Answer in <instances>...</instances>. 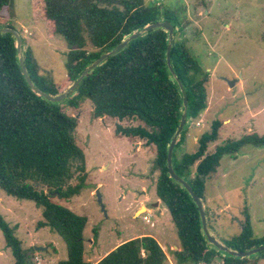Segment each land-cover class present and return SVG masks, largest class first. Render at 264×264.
Instances as JSON below:
<instances>
[{"label":"trees","instance_id":"1","mask_svg":"<svg viewBox=\"0 0 264 264\" xmlns=\"http://www.w3.org/2000/svg\"><path fill=\"white\" fill-rule=\"evenodd\" d=\"M42 23L46 29L61 35L67 46L66 77L54 82L40 74L29 47L22 43L23 58L34 84L41 90L58 94L65 90L101 53L112 49L132 32L160 20L175 27L170 56L172 66L182 81L188 98L187 121L207 108L205 84L209 73L202 70L184 36L186 20L169 16L161 5L144 0H41ZM3 11L9 21L1 20ZM13 0H0V27H13ZM4 22V23H2ZM89 42L94 50H87ZM168 34L157 28L133 39L119 53L108 57L91 70L72 93L60 103H51L36 94L21 72L15 39L0 34V189L5 194L34 202L41 208L37 228L49 227L65 242L67 257L59 264H91L84 259L83 231L87 218L52 200L65 202L85 185V155L78 146L74 131L78 120L65 111L77 108L86 99L91 102L94 118L111 117L139 120L141 124H117L116 134L142 140L155 150L154 168L157 198L169 211L176 228L180 249L173 252L177 264H199L222 261V264H253L264 257L237 258L211 246L202 231L199 211L188 192L167 173L166 153L182 112L181 92L171 77L165 50ZM188 123L180 133L173 150V167L185 178L195 193L205 199V180L217 170L224 155L232 158L246 145L264 146V134H244L228 140L207 153V145L218 139L221 121L212 123L210 132L197 140L194 152L179 154ZM46 187V189H43ZM207 222L210 217L204 206ZM240 231L228 240V247L244 251L264 244L256 237L248 213ZM0 230L14 264H29L35 247L27 249L0 213ZM95 236L97 230L94 229ZM166 254L150 235L131 238L117 245L96 264H166Z\"/></svg>","mask_w":264,"mask_h":264},{"label":"rangeland","instance_id":"2","mask_svg":"<svg viewBox=\"0 0 264 264\" xmlns=\"http://www.w3.org/2000/svg\"><path fill=\"white\" fill-rule=\"evenodd\" d=\"M144 1L161 5L173 19L186 20L187 44L202 70L209 73L205 84L207 108L189 120L185 134L188 140L184 138L179 154L194 152L200 135L210 132L216 120L221 121L222 126L218 139L207 145V153L244 134L263 135L264 0ZM13 2L15 18L12 24L24 38L25 47L30 48L39 73L54 82L63 81L68 46L61 35L46 29L42 23L41 0ZM1 20L9 21L6 11L1 14ZM86 48L94 50L89 42ZM233 79L237 82L231 87L227 81ZM65 111L78 120L74 137L85 155L87 179L70 201L57 197L52 200L87 218L83 231L84 259L96 262L119 241L150 235L177 264L173 252L181 247L176 228L169 211L155 193L158 175L154 168L155 150L142 140L115 132L117 124L129 126L141 122L120 121L108 116L94 118L91 102L87 99L77 108L66 107ZM236 154L234 160L224 155L215 173L205 180L208 228L218 240H228L240 231L245 211L254 236H264V146L246 145ZM141 204L151 211L153 227L142 219L145 208L134 215ZM0 213L15 228L23 248L45 247V250L34 251L29 264H59L66 259L62 238L49 227L37 228L42 216L41 208L34 202L17 199L0 189ZM0 264H14L1 230ZM253 264H264V257Z\"/></svg>","mask_w":264,"mask_h":264},{"label":"water","instance_id":"3","mask_svg":"<svg viewBox=\"0 0 264 264\" xmlns=\"http://www.w3.org/2000/svg\"><path fill=\"white\" fill-rule=\"evenodd\" d=\"M157 28H162L168 34V43H167L166 50H165V63H166V66H167L169 73L171 74V77L173 78V80L177 84V86L181 92V97H182V112L180 115V120H179L177 128H176V130H175V132H174V134H173V136L169 142V145L167 148V153H166V167H167L168 176L173 181H175L176 183L181 185V187H183L188 192V194L191 196V198L193 199V201H194V203H195V205L199 211L201 228H202L203 234H204L207 242L211 246H213L215 249H217L220 252L226 253L228 255H231V256L237 257V258H249L251 256L257 255V254L264 251V244L258 245L256 247H253V248H250V249H247L244 251H237V250H234V249L228 247L227 245L221 243L216 238V236L210 232V230L208 228L206 212L204 209V204H203L202 199L195 193L191 184L185 178H183L182 176L177 174L174 167H173L172 158H173V150L175 147V143L178 140V137H179L180 133L182 132L183 128L188 123V121H187L188 98H187V94H186V90L184 88V85H183L182 81L180 80V78L178 77V75L176 74V72L172 66V63H171L170 52H171L172 45L174 43L175 27L172 25V23L169 20L154 21V22H151V23L145 25L144 27L132 32L127 37H125L123 40H121L118 44H116L112 49L101 53L96 59H94L91 63H89L85 67V69L80 73V75L65 90H63L62 92H60L58 94L47 93V92L41 90L40 88H38L34 84L33 80L30 77V74L26 68V65L24 63L23 49H22L23 39H22V35L20 34V32L13 27L1 26L0 27V34L9 33L15 39V46H16V51H17L18 63H19L21 72L24 76V79L27 82V84L31 87V89L36 94H38L39 96H41L43 99H45L48 102L60 103L63 100H65L70 93H72L74 91V89L81 82V80L91 70H93L95 67H97L99 64H101L108 57H111V56L119 53L120 51H122L129 44V42L131 40L136 39V38L146 34L147 32L154 30V29H157ZM227 82H228L229 86L232 87L237 82V79L228 80ZM96 194L98 197V201L101 202V196L99 195L98 192ZM35 250H45V247L35 246Z\"/></svg>","mask_w":264,"mask_h":264},{"label":"built area","instance_id":"4","mask_svg":"<svg viewBox=\"0 0 264 264\" xmlns=\"http://www.w3.org/2000/svg\"><path fill=\"white\" fill-rule=\"evenodd\" d=\"M142 219L143 221H145L146 223H149V225L151 227H153L155 225V223L151 220V214L149 212V210H145V212L142 213ZM166 254V253H165ZM166 259H167V262L166 264H174L172 261H171V258H169V256L166 254ZM218 261H215V262H212V263H209V264H217ZM219 262L222 264V261L219 260ZM199 264H206V263H199Z\"/></svg>","mask_w":264,"mask_h":264},{"label":"crops","instance_id":"5","mask_svg":"<svg viewBox=\"0 0 264 264\" xmlns=\"http://www.w3.org/2000/svg\"><path fill=\"white\" fill-rule=\"evenodd\" d=\"M225 123H226V121H224ZM223 122V123H224ZM221 126H222V124H221ZM220 126V127H221ZM185 140H188V138H185ZM192 140H196V137H192ZM237 157V154H236V156L234 157V158H232L233 160L235 159ZM159 203V202H158ZM141 208H145L146 210H148L147 208H146V206L144 205V204H141L136 210H135V212H134V215H136L135 213H136V211L137 210H139V209H141ZM149 212H150V214H151V211L149 210ZM142 236V235H141ZM139 237V236H138ZM132 238H135V237H132ZM131 239V238H130ZM122 242H124V240L123 241H119L117 244H116V246L117 245H119V244H121ZM160 244V243H159ZM116 246H114L113 248H111V250L112 249H114ZM161 246V245H160ZM162 247V246H161ZM162 249H163V247H162ZM111 250H109V251H111ZM109 251H107V252H105L104 253V255L103 256H105ZM103 256H101L96 262H91L89 259H86V261H89L91 264H96Z\"/></svg>","mask_w":264,"mask_h":264}]
</instances>
